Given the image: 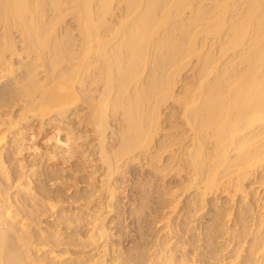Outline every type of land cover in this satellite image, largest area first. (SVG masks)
<instances>
[{
    "label": "bare ground",
    "instance_id": "bare-ground-1",
    "mask_svg": "<svg viewBox=\"0 0 264 264\" xmlns=\"http://www.w3.org/2000/svg\"><path fill=\"white\" fill-rule=\"evenodd\" d=\"M0 25V81L9 82L0 92V108H11L0 111V174L12 169L5 159L8 131L22 136L36 121L42 128L56 124L57 133L67 128L65 136L56 133L55 139L62 159L81 155L84 162L102 164L100 186L91 195L106 193L98 204L106 209H96L89 229L95 243L103 242L100 264H119L124 258L113 255L106 222L116 196L112 180L124 158L145 150L160 170H187L186 189L193 188L185 206L191 213L189 230L198 228V213L211 204L210 196L227 192L235 200L247 194V181L264 172V0H0ZM194 57L198 86L178 94L180 77ZM170 100L182 103L192 137L179 152L169 149L175 153L165 164L163 154L184 140L167 137L156 143L163 106ZM80 101L87 109L82 120L94 134L91 152L73 128L81 118ZM23 187L33 192L30 182ZM215 200L219 209L207 235L218 254L215 238L229 232L225 219L232 208L223 209ZM175 202L179 205L180 198ZM5 212L0 210V264H67L69 257L62 259L66 251L51 253L62 262H49L48 254L35 257L41 243L31 250L26 217ZM259 216L252 253L264 248V215ZM168 221L154 250L137 254L134 264H194L197 257L177 256L181 244L172 241ZM13 236L24 242L26 252L8 249ZM238 250L236 264L253 262L252 256L242 262L245 250Z\"/></svg>",
    "mask_w": 264,
    "mask_h": 264
},
{
    "label": "rangeland",
    "instance_id": "rangeland-1",
    "mask_svg": "<svg viewBox=\"0 0 264 264\" xmlns=\"http://www.w3.org/2000/svg\"><path fill=\"white\" fill-rule=\"evenodd\" d=\"M67 19L69 22L72 20L71 16H68ZM19 58V55L14 56L15 60ZM196 62L194 57L190 65L183 71L177 86L178 94H182L185 89L196 90L199 81L198 69L195 68ZM7 83L9 82L5 79L0 81V92ZM21 103L22 101H19L14 106V111L19 110ZM85 104L84 101L78 103L81 118L75 119L71 125H75L73 128L77 134L83 135L82 143L84 142L87 151L91 152L89 142H92L94 134L87 120H82L83 113L87 110ZM0 109V111L11 110L10 106ZM114 123L118 126L117 120ZM55 126L56 124H51L42 128L40 122L36 121L32 129L27 130L26 134L24 133L22 136L20 134L16 137L15 132L8 131V141H10L7 144L5 159L9 169H12H8L11 171V175H8L9 171L0 174V210L6 211L5 214L9 210L12 213L20 211V215L26 217V221L29 222L28 230H30L27 237L30 236L32 239H29V243H33L32 248L30 247L31 250L33 249L34 252L35 246L41 243L42 249L40 252L35 251L34 255L40 253L41 257H45L48 254L49 256L46 255L48 258H45L49 262L54 260L62 262L61 260L57 261L58 258L53 257L51 253L64 254L66 251L62 259L65 260L69 257L68 260H65L67 264H100L97 261L100 255L99 251L102 249L100 247L103 244H101L102 241L100 243L93 241L89 229L94 216L102 210L105 212L106 209L105 205H103V209L101 208L102 210L98 205L100 201L106 200V193L100 195L102 199L97 195H91L93 190L100 186L98 179L103 170L102 164L96 159L92 162H84L85 157L83 158L81 155L70 160L62 159L60 152H57L61 149L55 146V139L59 134V137L65 136L67 128L64 127L62 132L57 133L56 130L59 127L55 128ZM161 126L162 129L157 136L156 143L167 139V137L176 139L184 137L183 142L171 145L168 151L163 154L161 162L166 161V164L167 161H170V153H175L174 151L169 152V149L174 148L172 150L179 152L182 150V143H190L192 137L190 126L183 117V105L180 101L170 100L163 106ZM34 132L35 138L31 135ZM16 138L17 143L14 140ZM111 142L116 141L111 140ZM32 143L37 145L36 150L27 148V146L33 145ZM144 151H138L132 158H124L120 162V170L112 180L117 189L113 201L114 207L110 212H107L106 222L112 232L113 255L124 257L120 259L119 264L125 262L134 264L137 254L141 252L147 254L154 250L156 236L164 235L168 229L169 217L174 229L172 235L175 234L172 241L181 244L177 256L185 253L189 258L197 257L194 264H236L235 261L238 260L236 252L240 249V251L245 250L239 257V259H243L242 262L252 256L251 264H264V251H262L264 248L256 253H252L250 249L254 236L258 233L259 215H264V176L262 177L264 172H258L259 176L252 177L247 181L248 192L244 196L237 194L235 200H231L227 192L210 196L211 204L201 210L198 213L199 216L197 214L199 218L201 217L200 219L195 217V219L197 218L195 225H198V228L189 230L187 227L191 213L185 206L190 198V193H193V188L186 189L189 183L187 170L180 173L173 168H171L173 170L170 168L160 170L157 167L158 162L155 161L153 164L151 158ZM58 153L59 158H56ZM52 154H56V156ZM32 165L34 170L36 169V174L33 173V175L31 174ZM93 169L99 171L94 173ZM28 182L33 186L34 194L33 192L29 194L23 189V186H26ZM176 197L181 200L177 206L175 205ZM215 197L218 198L221 208H232V214L225 219L229 226V232L215 238L214 248L215 246L219 247L218 254L215 253L216 250L214 252L213 245L209 244L207 235L219 209V206L214 205ZM247 205L251 210H246ZM199 231L202 232L201 235L198 234ZM10 238L8 249L16 248L24 252L27 251V246L23 241L14 236L13 239Z\"/></svg>",
    "mask_w": 264,
    "mask_h": 264
}]
</instances>
